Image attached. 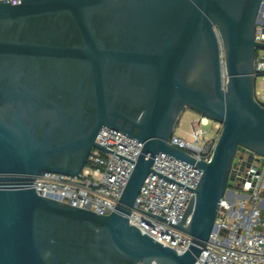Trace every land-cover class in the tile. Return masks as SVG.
Segmentation results:
<instances>
[{
  "label": "water",
  "instance_id": "water-1",
  "mask_svg": "<svg viewBox=\"0 0 264 264\" xmlns=\"http://www.w3.org/2000/svg\"><path fill=\"white\" fill-rule=\"evenodd\" d=\"M263 1L0 0V264H196L237 152L264 161ZM186 109L223 125L209 161L170 144ZM103 127L143 143L114 211L40 195L37 176L81 177L93 149L110 152ZM161 152L202 170L172 224L191 236L182 254L129 221Z\"/></svg>",
  "mask_w": 264,
  "mask_h": 264
},
{
  "label": "built area",
  "instance_id": "built-area-1",
  "mask_svg": "<svg viewBox=\"0 0 264 264\" xmlns=\"http://www.w3.org/2000/svg\"><path fill=\"white\" fill-rule=\"evenodd\" d=\"M7 1L13 5L21 3ZM255 40L264 43V7L256 23ZM259 79L263 91L257 89ZM255 97L264 105V49H257L256 53ZM209 123L210 118L199 114L191 122V139L175 131L170 144L197 160L209 161L223 128L216 122L213 135L209 136L210 132L203 128ZM96 141L110 152L93 149L81 177L46 172L35 178V190L44 197L101 215L114 211L143 143L108 127L100 130ZM236 159L233 186L220 204L215 230L196 264H264L263 157L238 151ZM245 163L246 168L242 169ZM153 170L156 173L146 178L129 221L143 234L182 254L189 249L191 236L172 224L184 217L193 197L191 189L199 184L202 170L163 152L154 157Z\"/></svg>",
  "mask_w": 264,
  "mask_h": 264
},
{
  "label": "rangeland",
  "instance_id": "rangeland-1",
  "mask_svg": "<svg viewBox=\"0 0 264 264\" xmlns=\"http://www.w3.org/2000/svg\"><path fill=\"white\" fill-rule=\"evenodd\" d=\"M257 89L263 91L262 81L260 79L257 81ZM198 116H199V114L197 112L190 110V109H186L181 116L178 127L176 129V133L181 135V136L187 137L188 139H191V136H190L191 122L194 121L195 119H197ZM215 124H216V121L213 119H210L209 125L203 127L205 130L210 132L209 136L213 135ZM246 165L247 164L245 163L243 165L242 169L246 168ZM250 165H252V163ZM263 194H264V192H263ZM222 234L223 235L227 234V231H222Z\"/></svg>",
  "mask_w": 264,
  "mask_h": 264
}]
</instances>
